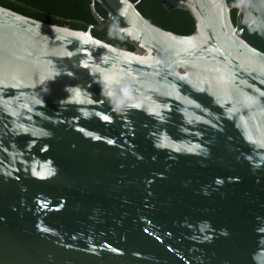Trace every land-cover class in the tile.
<instances>
[{"label":"water","instance_id":"obj_1","mask_svg":"<svg viewBox=\"0 0 264 264\" xmlns=\"http://www.w3.org/2000/svg\"><path fill=\"white\" fill-rule=\"evenodd\" d=\"M165 3L193 34L0 7V264H264V0Z\"/></svg>","mask_w":264,"mask_h":264},{"label":"trees","instance_id":"obj_2","mask_svg":"<svg viewBox=\"0 0 264 264\" xmlns=\"http://www.w3.org/2000/svg\"><path fill=\"white\" fill-rule=\"evenodd\" d=\"M136 5V9L146 19L161 29L180 36H189L195 31V22L192 16L185 11L177 10L165 3V0H129ZM231 8L233 23H236L239 13L240 0H227ZM91 0H0V7L36 21L60 27H69L72 30L86 31L88 25L98 28L91 13ZM97 13L107 19V12L96 4ZM114 23L122 26L118 18ZM96 39L116 48L133 51L134 49L113 38L107 28L103 31L92 30Z\"/></svg>","mask_w":264,"mask_h":264}]
</instances>
